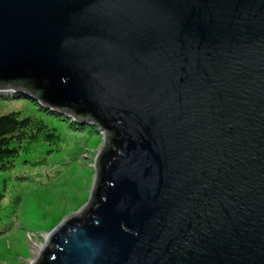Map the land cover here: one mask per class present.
Listing matches in <instances>:
<instances>
[{"label": "water", "instance_id": "95a60500", "mask_svg": "<svg viewBox=\"0 0 264 264\" xmlns=\"http://www.w3.org/2000/svg\"><path fill=\"white\" fill-rule=\"evenodd\" d=\"M12 95L105 134L34 264H264V0H0Z\"/></svg>", "mask_w": 264, "mask_h": 264}, {"label": "rangeland", "instance_id": "374dc122", "mask_svg": "<svg viewBox=\"0 0 264 264\" xmlns=\"http://www.w3.org/2000/svg\"><path fill=\"white\" fill-rule=\"evenodd\" d=\"M11 111L42 117L59 134L55 143L26 142L0 172V264H34L49 234L89 203L105 134L23 96H0V115Z\"/></svg>", "mask_w": 264, "mask_h": 264}, {"label": "trees", "instance_id": "16d2710c", "mask_svg": "<svg viewBox=\"0 0 264 264\" xmlns=\"http://www.w3.org/2000/svg\"><path fill=\"white\" fill-rule=\"evenodd\" d=\"M40 137L55 143L59 139V134L55 128H50L42 117L23 115L19 111L0 115V172L13 168L23 145ZM2 197L3 194L0 192V200Z\"/></svg>", "mask_w": 264, "mask_h": 264}, {"label": "bare ground", "instance_id": "6f19581e", "mask_svg": "<svg viewBox=\"0 0 264 264\" xmlns=\"http://www.w3.org/2000/svg\"><path fill=\"white\" fill-rule=\"evenodd\" d=\"M43 247V246H42ZM39 248H41V245H40V247ZM40 250H38V252H39Z\"/></svg>", "mask_w": 264, "mask_h": 264}]
</instances>
